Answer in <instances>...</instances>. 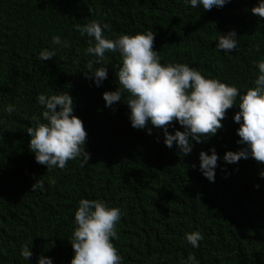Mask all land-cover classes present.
Instances as JSON below:
<instances>
[{
  "label": "trees",
  "instance_id": "trees-1",
  "mask_svg": "<svg viewBox=\"0 0 264 264\" xmlns=\"http://www.w3.org/2000/svg\"><path fill=\"white\" fill-rule=\"evenodd\" d=\"M258 3L229 0L204 10L183 0H0V264H38L41 254L71 264L69 238L81 198L122 207L113 241L124 264H180L193 253L200 264H264V163L251 156L224 160L228 150L244 146L234 120L239 105L227 110L214 136L183 155L178 145H166L162 127L149 125L151 133L133 127L126 100L107 106L103 93L119 87L121 56L106 54L108 76L97 86L86 75L95 59L86 51L89 38L75 28L95 19L111 25L110 38L151 30L162 63H188L244 92L264 59V18L251 11ZM233 29L238 49H216L213 39ZM54 34L71 47L57 45L56 56L43 61L39 54L54 46ZM64 90L84 121L90 158L48 170L30 150L27 128L43 111L38 94ZM9 103L16 106L11 114L3 111ZM174 123L169 131L183 130ZM213 146L219 154L214 182L199 167L201 150ZM50 177L55 184L47 183ZM40 178L47 190L33 191ZM195 230L204 234L199 248L185 237ZM25 243L32 246L30 261L20 254Z\"/></svg>",
  "mask_w": 264,
  "mask_h": 264
},
{
  "label": "clouds",
  "instance_id": "clouds-1",
  "mask_svg": "<svg viewBox=\"0 0 264 264\" xmlns=\"http://www.w3.org/2000/svg\"><path fill=\"white\" fill-rule=\"evenodd\" d=\"M228 2L183 0L185 5L204 10L223 7ZM251 11L264 18V0H259ZM75 28L89 38L86 51L95 59L89 60L86 75L94 78L97 86L108 76L106 54L109 51L120 54L119 87L107 90L103 95L109 107L126 100L133 127H162L166 145L172 147L176 144L183 155H188L193 151L194 142H206L224 126L223 118L227 110L238 104L239 111L234 116L240 124L237 143L244 146L239 150H228L224 160L238 163L241 158L251 156L264 163V59L256 62L258 74L253 86L242 92L237 85L206 76L188 63H162L160 50L154 48L155 32L151 30L110 38L105 35V30H110L111 25L95 19L85 24L78 23ZM213 40H218L215 48L225 53L237 50L240 44L235 29ZM51 44L54 46L40 52L41 60L55 57L57 45L71 47V41L60 34L53 35ZM97 64L102 66L95 67ZM37 100L43 107L42 114H34L33 123L27 128L31 134L30 150L35 153L36 161L47 165L48 170L64 169L69 160L78 157H83L82 165L88 163V132L83 119L75 113L74 97L64 90L52 94L40 92ZM3 111L11 114L16 111V106L9 103ZM175 121L183 126V130L176 128L174 132L169 131L170 127H175ZM148 131L151 133L152 128L148 127ZM218 161L219 154L214 146L211 152L201 150L200 170L212 182L216 179ZM260 175L264 177V170ZM47 183L55 184V177H50ZM46 190L45 180L41 178L33 184V191ZM124 214L122 207L110 205L102 199L81 198L75 211V228L69 238L75 252L71 264H124L125 258L113 241V238L119 239L118 222ZM185 237L194 248H199L204 234L195 230L185 233ZM20 254L30 261L32 246L25 243ZM38 264H55V261L41 254ZM180 264L200 262L193 253L186 259L182 257Z\"/></svg>",
  "mask_w": 264,
  "mask_h": 264
}]
</instances>
